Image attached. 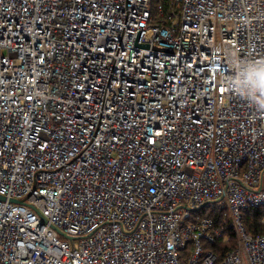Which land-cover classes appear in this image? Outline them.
Segmentation results:
<instances>
[{
    "label": "built area",
    "instance_id": "1",
    "mask_svg": "<svg viewBox=\"0 0 264 264\" xmlns=\"http://www.w3.org/2000/svg\"><path fill=\"white\" fill-rule=\"evenodd\" d=\"M229 54L264 59V0H0V264H264V112Z\"/></svg>",
    "mask_w": 264,
    "mask_h": 264
},
{
    "label": "clouds",
    "instance_id": "2",
    "mask_svg": "<svg viewBox=\"0 0 264 264\" xmlns=\"http://www.w3.org/2000/svg\"><path fill=\"white\" fill-rule=\"evenodd\" d=\"M223 87L249 106L264 112V59L227 56V67L219 72Z\"/></svg>",
    "mask_w": 264,
    "mask_h": 264
},
{
    "label": "trees",
    "instance_id": "3",
    "mask_svg": "<svg viewBox=\"0 0 264 264\" xmlns=\"http://www.w3.org/2000/svg\"><path fill=\"white\" fill-rule=\"evenodd\" d=\"M202 210L206 211L204 217L213 219L215 227L223 230L222 236L217 239L215 245L210 247V250L218 256L219 260H222L228 252L236 250L239 246L231 218L227 212L218 209L214 205L204 206ZM242 222L249 234L254 236L264 235V208L250 207L244 210L242 212ZM191 253L192 250L185 255L189 256Z\"/></svg>",
    "mask_w": 264,
    "mask_h": 264
},
{
    "label": "rangeland",
    "instance_id": "4",
    "mask_svg": "<svg viewBox=\"0 0 264 264\" xmlns=\"http://www.w3.org/2000/svg\"><path fill=\"white\" fill-rule=\"evenodd\" d=\"M155 49H157V50H162V51H168V50H166V49H164V48H162V47H159V46H157ZM207 210H208V208H207ZM206 211H203L202 209H196L195 211H194V214H193V216H194V218H196V217H204L205 216V213ZM191 222H189L188 224H190ZM202 245H203V247L205 248V253L206 252H208L209 250H210V247H208L207 246V243L205 242V241H202ZM191 250H193V243H189L188 245H187V248L181 253L182 254V256H184L187 252H190Z\"/></svg>",
    "mask_w": 264,
    "mask_h": 264
},
{
    "label": "water",
    "instance_id": "5",
    "mask_svg": "<svg viewBox=\"0 0 264 264\" xmlns=\"http://www.w3.org/2000/svg\"><path fill=\"white\" fill-rule=\"evenodd\" d=\"M0 199H1V200H4V197H1V196H0ZM12 202H13V203H16V204H21V205L26 204V203H25V199H24V200H12ZM31 207H32V206H31ZM32 208H33V207H32Z\"/></svg>",
    "mask_w": 264,
    "mask_h": 264
},
{
    "label": "bare ground",
    "instance_id": "6",
    "mask_svg": "<svg viewBox=\"0 0 264 264\" xmlns=\"http://www.w3.org/2000/svg\"><path fill=\"white\" fill-rule=\"evenodd\" d=\"M226 216V215H225ZM217 217V216H216ZM228 219V218H227Z\"/></svg>",
    "mask_w": 264,
    "mask_h": 264
}]
</instances>
